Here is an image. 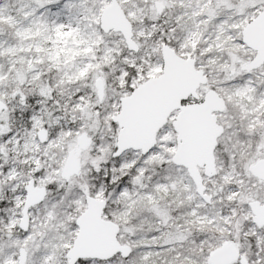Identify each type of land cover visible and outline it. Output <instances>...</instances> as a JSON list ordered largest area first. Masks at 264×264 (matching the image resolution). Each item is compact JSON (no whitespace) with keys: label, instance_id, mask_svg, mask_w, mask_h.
<instances>
[{"label":"snow or ice","instance_id":"6c2138e0","mask_svg":"<svg viewBox=\"0 0 264 264\" xmlns=\"http://www.w3.org/2000/svg\"><path fill=\"white\" fill-rule=\"evenodd\" d=\"M0 264H264V0H0Z\"/></svg>","mask_w":264,"mask_h":264}]
</instances>
